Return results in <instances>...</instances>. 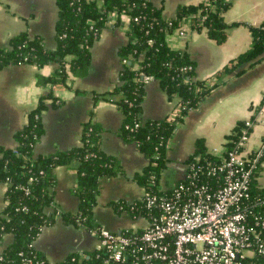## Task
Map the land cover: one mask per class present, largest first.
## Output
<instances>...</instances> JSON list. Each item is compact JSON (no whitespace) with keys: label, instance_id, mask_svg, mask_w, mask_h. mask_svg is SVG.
<instances>
[{"label":"trees","instance_id":"16d2710c","mask_svg":"<svg viewBox=\"0 0 264 264\" xmlns=\"http://www.w3.org/2000/svg\"><path fill=\"white\" fill-rule=\"evenodd\" d=\"M1 1V0H0ZM59 10L56 23L55 50L46 48L44 39L23 32L11 39L9 46L0 51V69L17 65L45 67L58 63L57 72L40 78L44 92L38 106L30 112L28 122L16 136L15 149L0 147V184L7 187L6 207L0 212V245L8 235L11 243L0 253V264H54L34 246L44 228L53 226L60 219L65 225L86 228L91 232L99 229L94 218L105 178L124 175L120 161L106 154L102 147L103 128L88 123L82 133V145L59 151L49 156H36L35 148L42 140L45 129L43 115L50 107L56 109L64 101L55 94L54 87L66 86L72 77L85 74L92 63V48L102 31L114 16L117 24L123 16H130L128 44L120 50L123 69L119 84L104 95L119 106L124 124L120 130L127 143H133L148 160L143 173L134 179L145 188L151 186L155 177L156 187L167 166V153L172 140L185 116L197 109L215 89L224 83L226 76L246 64L252 66L264 59V22L251 27L253 41L251 48L233 60L214 79L197 81L196 63L188 52L174 50L168 44V36L183 23L191 21V30L205 32L219 45L228 39L230 25L225 14L231 7V0H205L197 6L180 7L175 19L167 20L161 9L146 0H56ZM136 19H138L136 21ZM93 28V29H92ZM191 67L192 70L185 71ZM243 73V70L238 74ZM146 79L160 83L170 99H178L181 113L175 119L170 116L161 120L142 119L143 103L146 98ZM102 96L95 94V98ZM143 124L137 128V124ZM245 122L238 124L226 145L229 151H244L238 141ZM200 163L217 162L208 153L205 143L197 141L196 150L189 160ZM264 151L261 157L247 164L251 171L250 194L254 212L264 215V190L258 187ZM72 167L77 173L74 194L79 198L77 213L59 212L48 214V208L55 206V170ZM116 212H128L134 217L146 216L144 204L136 202L114 204ZM99 252L72 253L66 260L55 264H102ZM245 264H264V256H256Z\"/></svg>","mask_w":264,"mask_h":264},{"label":"crops","instance_id":"0c3cea01","mask_svg":"<svg viewBox=\"0 0 264 264\" xmlns=\"http://www.w3.org/2000/svg\"><path fill=\"white\" fill-rule=\"evenodd\" d=\"M163 11L167 19H175L180 7L197 6L205 0H146ZM59 10L56 0H1L0 1V51L9 46L11 39L23 32L44 39L46 48L55 50L56 23ZM113 18L102 31L92 48V63L83 77H72L66 86L54 87L55 94L64 101L60 108L50 107L43 115L44 136L35 148L36 156H49L59 151L82 145V133L86 124H98L103 128L102 147L106 154L116 157L124 175L105 178L94 218L99 228L112 232L141 231L148 223L145 216L134 217L116 212L114 204L141 202L145 187L134 178L143 173L148 160L133 143H127L120 130L124 116L117 103L103 96L119 84L123 63L120 50L128 44V25L117 24ZM230 25L228 39L222 45L211 40L205 32L188 30L185 38L178 32L168 36V44L174 50L188 52L196 63L197 81L214 79L233 60L247 52L252 45L251 27L264 22V0H231L225 14ZM58 63L45 67L17 65L0 69V147L15 149L17 134L28 122V116L39 103L44 92L40 78L54 75ZM243 70V73L238 74ZM95 94L102 97L95 98ZM264 101V59L255 65L246 64L226 76L224 83L215 89L197 109L190 111L178 125L167 153V166L160 188L173 189L185 179L189 160L196 150L197 141H203L208 153L223 150L229 143L238 124L253 120L255 126L244 156L256 159L264 151V115L256 117ZM178 99H170L157 81L147 84L142 119L161 120L172 115ZM258 187L264 190V163L261 166ZM55 206L47 213H77L79 198L74 194L77 173L72 167L55 170ZM7 187L0 184V212L6 207ZM127 217V218H125ZM140 219L141 221H137ZM6 242L13 243L8 235L0 245V253ZM99 238L86 228L65 225L60 219L44 228L34 246L45 254L51 263H60L72 253L96 251Z\"/></svg>","mask_w":264,"mask_h":264},{"label":"built area","instance_id":"2783aa9c","mask_svg":"<svg viewBox=\"0 0 264 264\" xmlns=\"http://www.w3.org/2000/svg\"><path fill=\"white\" fill-rule=\"evenodd\" d=\"M131 21L130 16L122 17L128 26ZM190 29L188 21L176 32L185 38ZM180 113L176 106L170 119ZM262 115L264 101L256 117ZM254 126L253 120L245 121L238 147H246ZM210 154L219 161L188 163L185 179L169 191L156 190L153 178L141 201L148 223L144 229L122 234L104 228L93 232L99 238L96 251L103 257L102 264H245L264 256V215L254 212L250 194L247 164L252 159L244 151L227 147Z\"/></svg>","mask_w":264,"mask_h":264},{"label":"rangeland","instance_id":"374dc122","mask_svg":"<svg viewBox=\"0 0 264 264\" xmlns=\"http://www.w3.org/2000/svg\"><path fill=\"white\" fill-rule=\"evenodd\" d=\"M86 74V73H85ZM84 73L82 74V75H80V76H76V77H78V78H80V77H83L84 75H85ZM57 213H59V210H57ZM124 213V215H127V216H130V215H128V212H123ZM125 218H127V217H125ZM130 218L132 219V220H134L135 221V219L133 218V216H130ZM128 219V218H127ZM137 221H141L140 219H138ZM9 244V242H6L3 246H1V247H6L7 245Z\"/></svg>","mask_w":264,"mask_h":264},{"label":"water","instance_id":"95a60500","mask_svg":"<svg viewBox=\"0 0 264 264\" xmlns=\"http://www.w3.org/2000/svg\"><path fill=\"white\" fill-rule=\"evenodd\" d=\"M123 232H119V234H122Z\"/></svg>","mask_w":264,"mask_h":264}]
</instances>
